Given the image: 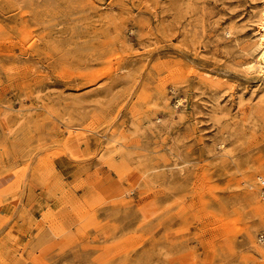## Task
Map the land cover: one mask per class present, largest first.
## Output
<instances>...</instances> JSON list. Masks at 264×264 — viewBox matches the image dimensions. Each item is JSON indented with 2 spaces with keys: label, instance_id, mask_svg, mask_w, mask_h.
Returning <instances> with one entry per match:
<instances>
[{
  "label": "rangeland",
  "instance_id": "rangeland-1",
  "mask_svg": "<svg viewBox=\"0 0 264 264\" xmlns=\"http://www.w3.org/2000/svg\"><path fill=\"white\" fill-rule=\"evenodd\" d=\"M263 6L0 0V264H264Z\"/></svg>",
  "mask_w": 264,
  "mask_h": 264
},
{
  "label": "bare ground",
  "instance_id": "bare-ground-1",
  "mask_svg": "<svg viewBox=\"0 0 264 264\" xmlns=\"http://www.w3.org/2000/svg\"><path fill=\"white\" fill-rule=\"evenodd\" d=\"M252 47H254L253 50H257H255V52L257 53L254 57H252V59L245 62L244 70H247L249 72H257L262 77H264V6L261 8L259 13L257 34Z\"/></svg>",
  "mask_w": 264,
  "mask_h": 264
},
{
  "label": "crops",
  "instance_id": "crops-1",
  "mask_svg": "<svg viewBox=\"0 0 264 264\" xmlns=\"http://www.w3.org/2000/svg\"><path fill=\"white\" fill-rule=\"evenodd\" d=\"M64 160L66 159H63V158H58L56 159V164L58 165V169L61 171V172H64V166L62 165V162H64ZM67 161V160H66ZM69 166V164H68ZM41 200H43L44 202L46 203H49L50 205L53 203V201L51 200V198H46L44 194H40L39 193H35V194H32V195H29L27 198H26V203H27V207H29V213L34 215V216H38L40 214V212L43 210V207H40V203H41ZM2 239L0 238V244H4V245H11V243H8V241H4V243H2Z\"/></svg>",
  "mask_w": 264,
  "mask_h": 264
},
{
  "label": "built area",
  "instance_id": "built-area-1",
  "mask_svg": "<svg viewBox=\"0 0 264 264\" xmlns=\"http://www.w3.org/2000/svg\"><path fill=\"white\" fill-rule=\"evenodd\" d=\"M249 188L256 190L257 195L260 199L264 200V176L255 175L254 179L248 183ZM257 243L264 246V228L257 233Z\"/></svg>",
  "mask_w": 264,
  "mask_h": 264
}]
</instances>
